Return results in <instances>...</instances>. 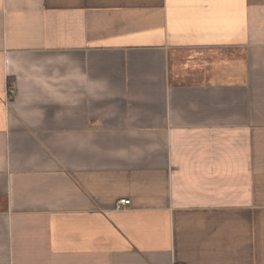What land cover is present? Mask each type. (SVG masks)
<instances>
[{
	"label": "crops",
	"instance_id": "crops-1",
	"mask_svg": "<svg viewBox=\"0 0 264 264\" xmlns=\"http://www.w3.org/2000/svg\"><path fill=\"white\" fill-rule=\"evenodd\" d=\"M0 264H264V0H0Z\"/></svg>",
	"mask_w": 264,
	"mask_h": 264
},
{
	"label": "built area",
	"instance_id": "built-area-1",
	"mask_svg": "<svg viewBox=\"0 0 264 264\" xmlns=\"http://www.w3.org/2000/svg\"><path fill=\"white\" fill-rule=\"evenodd\" d=\"M14 93H15V90H14L12 87H10V88L8 89V97H9V98L13 97ZM128 202H129V201L126 200V199H121V200H119V201L117 202V204H116V208H117V209H120L122 206L128 204Z\"/></svg>",
	"mask_w": 264,
	"mask_h": 264
}]
</instances>
